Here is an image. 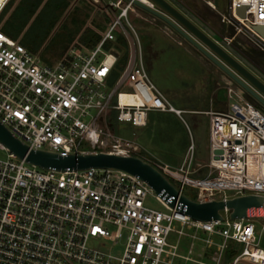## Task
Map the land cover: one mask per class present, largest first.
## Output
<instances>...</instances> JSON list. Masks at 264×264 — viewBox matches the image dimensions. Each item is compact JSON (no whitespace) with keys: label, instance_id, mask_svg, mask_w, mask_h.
<instances>
[{"label":"built area","instance_id":"obj_1","mask_svg":"<svg viewBox=\"0 0 264 264\" xmlns=\"http://www.w3.org/2000/svg\"><path fill=\"white\" fill-rule=\"evenodd\" d=\"M8 1L0 0V13ZM105 1L114 19L99 42L86 49L72 47L54 64L44 63L0 28V122L30 149L138 155L180 192L185 186L197 188L195 200L264 195V111L229 78L227 108L206 111L207 161L195 156L190 143L181 163L162 162L115 132L112 118L140 127L147 124L149 111L179 116L184 111L165 98L142 59L137 61L135 37L126 23L130 26L128 13L138 8L132 0ZM140 1L154 7L151 0ZM242 5L244 17L236 13ZM228 15L227 22H235L238 32L264 45V37L252 28L264 24V0H229ZM118 26L128 40V58L112 79L121 54L107 42L116 41ZM0 148L7 151L0 158V264H173V257L222 264L232 241L239 248L226 264H264L254 256L255 249H264L257 245L254 221L262 218L264 229L261 209L250 218H231L226 209L222 219H193L123 169H45L18 157L1 141ZM150 196L164 209L148 205ZM171 232L193 239L189 254L194 240L202 241L212 262L181 254L179 241H168Z\"/></svg>","mask_w":264,"mask_h":264},{"label":"rangeland","instance_id":"obj_2","mask_svg":"<svg viewBox=\"0 0 264 264\" xmlns=\"http://www.w3.org/2000/svg\"><path fill=\"white\" fill-rule=\"evenodd\" d=\"M47 1L41 0L36 6V9L29 8L26 11H22V0H11L8 11L3 17H0V28L10 37L18 39L30 52L37 54L44 63H56L66 55L69 47L74 45V43L84 42L80 39V36L88 35V31L94 29L105 32L109 23L114 19L113 14H108L106 11L105 6L107 1L105 0H101L100 3H96L94 0H66L70 9L63 11L62 14L58 13L56 9L58 0L53 2ZM180 1L199 14L220 35L230 39L233 44L264 69V45L249 33L246 32L244 34L238 32L235 22L234 24L227 22L229 18V0H211L215 4L214 8L207 2L209 0ZM147 16L151 15L138 9L136 12L130 11L127 17L129 24L131 23L134 26L136 32L131 27V24L129 26L126 23L127 28L133 36L138 34L139 40L142 43V48L140 49L138 46V38L135 37L137 42V61L139 62L140 58L142 59L146 71L158 87L166 88L168 92L174 93L171 90V87H173L175 88V93H180V96L184 97V94L192 96V92L197 88V83L202 80L200 71H196L193 68L194 66L183 58V54L178 49L169 45L161 49L159 54L155 55L151 53L149 43L155 38L158 43L166 42V39L160 32L156 36L154 35L155 32H153L151 24L145 19ZM7 20H10L12 25H14L13 29H17L16 24L18 23H26V26L18 37H14L7 32L4 26ZM156 22L157 24H161V20L158 18ZM118 30L120 31H116L117 38L114 46L120 51V54L122 52L124 53L118 66L120 71L125 64L128 40L121 32L120 26H118ZM184 41L189 44L186 40ZM90 43L87 42L85 44ZM194 84H196V88ZM218 97L220 100L228 101L226 88L219 91ZM179 100L186 101L183 98ZM154 114L150 112L148 117L149 124L146 127L134 126L131 122H120L112 118L114 130L117 134L130 138L138 143L145 155L162 162L173 163L187 140L189 143L195 145V156L198 159L208 160V116L197 114L194 116L196 121H193L191 114L186 112L182 113L180 126L168 118L157 120V116ZM166 126L174 128L173 135H170L166 131ZM182 126L184 130L181 128ZM83 147L87 148L88 146L83 144ZM6 155L7 151L0 148V158ZM172 181L175 182L174 180ZM183 191L190 198L196 197L197 188L185 186ZM147 203L154 208L164 209L154 197L150 196ZM254 221L257 224V245L264 248L263 220L262 218H255ZM177 240L179 241V252L188 255V249L193 239L186 236L178 237L176 233L171 232L168 241L170 243H176ZM112 249L120 252L121 247L114 246ZM189 255L198 260L212 262L210 255L203 248L202 241L197 239L194 240L193 252ZM254 256L264 260V254L259 251L255 250ZM172 260L173 264H199L195 261L185 260L179 257H173ZM228 261L229 259L223 260L222 264H226Z\"/></svg>","mask_w":264,"mask_h":264},{"label":"water","instance_id":"obj_3","mask_svg":"<svg viewBox=\"0 0 264 264\" xmlns=\"http://www.w3.org/2000/svg\"><path fill=\"white\" fill-rule=\"evenodd\" d=\"M151 7L140 0H132L135 6L162 20L176 34L186 40L201 55L214 64L226 78L240 85L249 98L264 104V73L259 70L233 42L227 41L208 23L180 0H151ZM246 6L236 8L244 17ZM252 28L264 37V24ZM0 141L18 157L45 169L60 171L90 167L117 168L138 175L171 207L193 219H222L221 211L230 210L231 218H250L253 210L264 214V195L243 194L227 200L199 201L190 198L172 183L150 162L138 155H118L107 152L60 154L42 149H30L0 122Z\"/></svg>","mask_w":264,"mask_h":264},{"label":"crops","instance_id":"obj_4","mask_svg":"<svg viewBox=\"0 0 264 264\" xmlns=\"http://www.w3.org/2000/svg\"><path fill=\"white\" fill-rule=\"evenodd\" d=\"M66 2V0H62ZM70 9L69 5L67 4L66 7L64 8V11ZM138 10V9H137ZM137 10L133 11L136 12ZM143 15V14H142ZM147 21L152 26L154 35L156 36L157 33H161L163 37H165L166 42L163 43H158L156 41V38L149 43V49L152 54H159L160 50L166 47V45H169L171 47H174L175 49H178L183 54V58L186 59V61H189L191 65H193L194 69L196 71H200L202 75V80L197 83L198 85L195 87L196 84H194V87L196 88L195 91L192 92V96H188L187 94H184L183 96H180V93L176 94L174 91L175 88L171 87L172 92H168V89L166 88H161L158 87L154 82V84L157 86V88L162 92V94L165 96L167 100H169L175 107L180 108L184 111V113H189L191 114V118L193 121H196L195 115L197 114H204L208 116V128H209V115L206 113L208 110H225L228 106L229 100H220L218 95L219 91L221 89H225V81L226 77L223 75L221 70H219L214 64H212L209 60H207L203 55H201L193 46L187 44L181 36L176 34L174 31H172L169 27L166 26V24L161 20V24H157V18L153 16H147L145 17ZM131 24V23H130ZM131 27L134 29V26L131 24ZM217 31V30H216ZM136 32V31H135ZM218 32V31H217ZM101 33V34H99ZM104 32H101L100 30H90L88 31V35H82L80 36V39L84 41L83 43H74L70 48H78V49H86L89 48V44L85 43H90L92 42L96 35H102L103 36ZM136 34V33H135ZM79 37V36H78ZM134 37L138 38V46L140 49L142 48V43L141 40H139L138 34ZM163 39V38H162ZM136 41V38H135ZM137 45V42H136ZM68 49V50H69ZM139 49V50H140ZM177 51V50H176ZM68 52V51H67ZM66 52V53H67ZM141 53V51H140ZM145 68V67H144ZM146 70V69H145ZM147 72V71H146ZM148 74V72H147ZM149 75V74H148ZM150 78V76H149ZM151 79V78H150ZM152 80V79H151ZM193 87V88H194ZM227 95V94H226ZM183 98L186 100L185 102L180 101L179 99ZM228 98V97H227ZM155 113L154 115L157 116V120H163V119H170L172 121H175L181 126V116L177 115L174 112H169V111H160V110H152L149 111ZM148 114V117H149ZM149 120L147 121V124L145 127L149 124ZM165 123V122H162ZM163 126V124H161ZM183 130V126L181 127ZM166 131L170 134L173 135L174 128L170 126H166ZM185 146L182 147V149L179 151L177 159L174 160L173 165H177L182 162L184 159L185 155L187 154L188 147L190 143L188 140L184 144ZM195 146V145H194Z\"/></svg>","mask_w":264,"mask_h":264},{"label":"trees","instance_id":"obj_5","mask_svg":"<svg viewBox=\"0 0 264 264\" xmlns=\"http://www.w3.org/2000/svg\"><path fill=\"white\" fill-rule=\"evenodd\" d=\"M41 0H22V8L23 10L22 11H26L27 9H36V6L40 3ZM55 0H48L47 2H53ZM11 5V0L8 1L6 7L3 9V11L0 13V17L4 16V14L8 11L9 7ZM67 3L62 1V0H58V4L56 6V9L58 11V13L62 14V12L64 11V8L66 7ZM21 10V9H20ZM203 21H205L204 19H202ZM206 22V21H205ZM16 28L17 29H13L14 28V25H12L11 21L10 20H7L5 21L4 23V26L7 30V32H9L12 36L14 37H18L19 34L22 32L23 28L26 26V23H18L16 24ZM214 29V28H213ZM215 30V29H214ZM216 31V30H215ZM102 35H96L95 39L89 44L90 47L96 45L99 40L101 39ZM114 42H107V45H113L114 46ZM115 47V46H114ZM124 56V53L122 52V54L120 55V58L118 60V63L116 65V68L114 69L113 73H112V79L116 78L118 76V73H119V69H118V66L120 64V59L121 57ZM128 58V51H127V55H126V59H125V62L126 63V60ZM239 246L237 244H235L233 241L230 243L227 251H226V254H225V260L226 259H231L234 254L236 253V251L238 250Z\"/></svg>","mask_w":264,"mask_h":264},{"label":"flooded vegetation","instance_id":"obj_6","mask_svg":"<svg viewBox=\"0 0 264 264\" xmlns=\"http://www.w3.org/2000/svg\"><path fill=\"white\" fill-rule=\"evenodd\" d=\"M193 11V10H192ZM194 12V11H193ZM196 13V12H195ZM197 14V13H196ZM201 19H203L199 14H197ZM207 23V22H206ZM213 28V27H212ZM246 56L249 58V60L259 69V70H261L263 73H264V69L261 67V66H259V64H257L254 60H252L251 58H250V56H248L247 54H246ZM253 101H254V103L257 105V106H259L263 111H264V104H262L261 102H259V101H257V100H255V99H252Z\"/></svg>","mask_w":264,"mask_h":264},{"label":"bare ground","instance_id":"obj_7","mask_svg":"<svg viewBox=\"0 0 264 264\" xmlns=\"http://www.w3.org/2000/svg\"><path fill=\"white\" fill-rule=\"evenodd\" d=\"M256 251H259L260 253H262V254H264V249H255ZM254 250V251H255ZM256 257V256H255ZM257 259H259V260H262V259H260L259 257H256ZM262 261H264V260H262Z\"/></svg>","mask_w":264,"mask_h":264}]
</instances>
